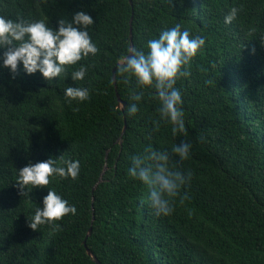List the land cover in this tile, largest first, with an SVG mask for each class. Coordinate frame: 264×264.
I'll use <instances>...</instances> for the list:
<instances>
[{
	"label": "trees",
	"instance_id": "trees-1",
	"mask_svg": "<svg viewBox=\"0 0 264 264\" xmlns=\"http://www.w3.org/2000/svg\"><path fill=\"white\" fill-rule=\"evenodd\" d=\"M132 1L0 0V16L44 19L53 29L58 20L86 12L98 48L77 62L86 75L75 82L72 66L52 84L38 72L26 75L19 64L15 74L0 67V264H97L87 248L102 264H264V0ZM232 7L237 16L225 24ZM132 16L138 51L177 23L204 38L189 74L175 83L184 133L173 136L160 120L155 89L119 71ZM67 86L87 88L89 98L68 101ZM117 92L127 104L141 93L135 114L119 108ZM180 142L191 144L189 157L181 161L169 151L170 161L190 175L173 211L156 216L149 189L127 174L130 158L148 145L170 150ZM49 158L59 166L78 160L77 178L53 176L45 187L21 189L17 171ZM47 188L76 212L55 228L34 231L28 220Z\"/></svg>",
	"mask_w": 264,
	"mask_h": 264
},
{
	"label": "clouds",
	"instance_id": "clouds-1",
	"mask_svg": "<svg viewBox=\"0 0 264 264\" xmlns=\"http://www.w3.org/2000/svg\"><path fill=\"white\" fill-rule=\"evenodd\" d=\"M238 11L236 7L230 8L224 23L232 22ZM91 25L92 17L83 11L75 12L71 20H58L55 29L49 27L44 19L24 21L0 16V67H6L10 73L15 74L19 64L26 75L38 72L52 84L53 78L60 77L72 66L69 76L71 80H82L86 75V67L77 62L98 52L89 35ZM260 40L264 41V35L260 36ZM203 45L202 36H190L189 30L181 29L177 23L171 28L162 29L157 38L149 39L146 52L132 47L128 55L118 60L121 73L131 74L142 88L155 89L160 105V120H166L171 125L173 136L185 131L183 110L180 107L181 92L175 83L179 77L189 74V62ZM64 96L68 101H86L89 92L84 87L67 86L64 88ZM131 99L139 102L141 93H133ZM136 102L127 104L124 108L126 115L138 111ZM190 148L191 144L186 142L173 144L170 150H154L148 145L143 153L130 158L127 174L149 189L148 205L156 216H168L173 211V198L177 197L190 175L182 174L172 166L169 151L183 161L189 157ZM79 171L78 160L65 159L62 166H59L56 160L49 158L36 163L29 162L17 171V179L21 189L27 186L33 189L47 186L49 178L53 176L75 180ZM75 212L74 205L69 204L52 188H47L41 206L35 208L31 220H28V227L34 231L39 225L45 224L55 228L54 222Z\"/></svg>",
	"mask_w": 264,
	"mask_h": 264
},
{
	"label": "water",
	"instance_id": "water-1",
	"mask_svg": "<svg viewBox=\"0 0 264 264\" xmlns=\"http://www.w3.org/2000/svg\"><path fill=\"white\" fill-rule=\"evenodd\" d=\"M130 3H131V5H132V4H133V1L130 0ZM133 18H134V17L132 16V17H131V20H130V26H131V30H130V39H131L130 48L134 47V43H133V33H132V23H133ZM113 73H114V74H113V81H114V84H115V87H116V83H117V79H116V69H114ZM117 97H118V102H119V108H120L121 110L124 111V108L127 106V103L121 99V97H120V95H119L118 92H117ZM126 128H127V125L125 124V126H124V128H123V130H122V133H121V135H120V137L118 138V140H117L116 143H118V144H120V145L123 144V136H124V134H125V132H126ZM108 152H109V151H108ZM108 152H107V155H106V159L108 158ZM106 170H107V165L105 166V168H104V170H103V172H102V174H101V176H100L98 182L94 185L93 190H92L93 192L96 190L97 186H98L100 183L103 182V176H104ZM94 220H95V217H94V215H93L92 225H93V223H94ZM91 234H92V226H91V228H90L89 231H88V234H87V236H86V240L90 237ZM86 240H85L84 243H85V246H86V248H87ZM87 253H88V255H89V256H90V257H91V258H92L97 264H102V263L100 262V260L94 255V253H93L89 248H87Z\"/></svg>",
	"mask_w": 264,
	"mask_h": 264
}]
</instances>
